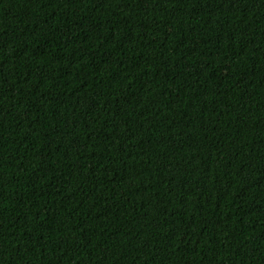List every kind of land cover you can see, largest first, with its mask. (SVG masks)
Listing matches in <instances>:
<instances>
[{
  "label": "trees",
  "instance_id": "obj_1",
  "mask_svg": "<svg viewBox=\"0 0 264 264\" xmlns=\"http://www.w3.org/2000/svg\"><path fill=\"white\" fill-rule=\"evenodd\" d=\"M0 264H264V0H0Z\"/></svg>",
  "mask_w": 264,
  "mask_h": 264
}]
</instances>
